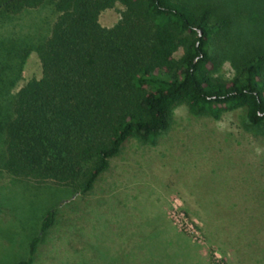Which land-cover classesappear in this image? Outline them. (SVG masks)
<instances>
[{"label":"trees","instance_id":"obj_1","mask_svg":"<svg viewBox=\"0 0 264 264\" xmlns=\"http://www.w3.org/2000/svg\"><path fill=\"white\" fill-rule=\"evenodd\" d=\"M240 1L225 2L222 12L181 0H0V27L43 6L56 13L45 37L0 32V169L86 194L129 139L166 132L178 106L215 120L243 109L260 126L264 0H247L246 11ZM117 3L124 8L119 21L102 27L100 13ZM231 23L249 39L223 53L234 70L223 78L212 44ZM32 52L41 77L17 90ZM54 218V208L44 213L26 258L13 264L33 263Z\"/></svg>","mask_w":264,"mask_h":264},{"label":"rangeland","instance_id":"obj_2","mask_svg":"<svg viewBox=\"0 0 264 264\" xmlns=\"http://www.w3.org/2000/svg\"><path fill=\"white\" fill-rule=\"evenodd\" d=\"M181 1L219 11L226 6V0ZM246 2L237 7L246 11ZM123 9L117 3L101 12L100 25L114 26ZM55 18L52 7L43 6L0 32L45 37ZM237 28L229 24L212 44L223 78L233 75L223 53L235 49L237 39H249L247 29L242 36ZM40 77L32 52L17 90ZM174 110L166 132L147 142L129 139L86 194L0 169V264L26 258L28 242L51 208L54 224L32 264H264V122L251 126L243 109L217 120L193 115L184 105Z\"/></svg>","mask_w":264,"mask_h":264},{"label":"clouds","instance_id":"obj_3","mask_svg":"<svg viewBox=\"0 0 264 264\" xmlns=\"http://www.w3.org/2000/svg\"><path fill=\"white\" fill-rule=\"evenodd\" d=\"M226 64L228 63V62H225ZM234 71V70H233ZM176 110H174V112H175Z\"/></svg>","mask_w":264,"mask_h":264}]
</instances>
